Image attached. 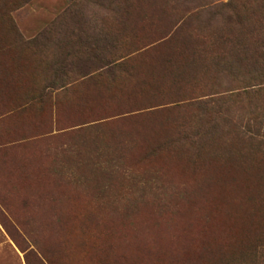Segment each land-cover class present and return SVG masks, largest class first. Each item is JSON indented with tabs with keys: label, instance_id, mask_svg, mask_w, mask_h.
<instances>
[{
	"label": "rangeland",
	"instance_id": "374dc122",
	"mask_svg": "<svg viewBox=\"0 0 264 264\" xmlns=\"http://www.w3.org/2000/svg\"><path fill=\"white\" fill-rule=\"evenodd\" d=\"M0 264H264V0H0Z\"/></svg>",
	"mask_w": 264,
	"mask_h": 264
}]
</instances>
